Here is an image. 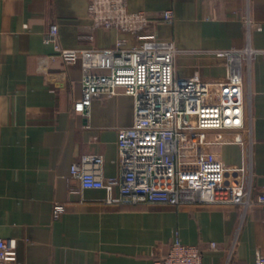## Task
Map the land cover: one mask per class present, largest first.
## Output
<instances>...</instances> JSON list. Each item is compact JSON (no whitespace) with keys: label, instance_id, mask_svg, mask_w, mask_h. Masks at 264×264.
I'll return each mask as SVG.
<instances>
[{"label":"crops","instance_id":"crops-1","mask_svg":"<svg viewBox=\"0 0 264 264\" xmlns=\"http://www.w3.org/2000/svg\"><path fill=\"white\" fill-rule=\"evenodd\" d=\"M87 2L0 0V237L14 243L6 264H152L176 235L202 250V264H254L264 255V205L243 215L230 203L109 204L105 190L69 179L70 164L86 153L103 156L104 177L117 176L118 130L134 119V98L121 88L94 98L84 115L80 61L66 64L44 42L56 24L60 48L112 46L119 34L90 31ZM166 9L172 24L161 19ZM127 10L172 40L178 77L221 82L226 58L215 52L264 49V0H127ZM242 91L246 127L201 131L179 165L219 161L255 196L264 191V56L242 59ZM54 203L66 206L57 219Z\"/></svg>","mask_w":264,"mask_h":264},{"label":"built area","instance_id":"built-area-1","mask_svg":"<svg viewBox=\"0 0 264 264\" xmlns=\"http://www.w3.org/2000/svg\"><path fill=\"white\" fill-rule=\"evenodd\" d=\"M87 14L90 31L105 28L119 34L112 46L60 48L56 24L45 34L44 42L53 43L66 64L80 61L84 115L94 98L112 96L121 88L134 98V119L131 126L118 130L117 176L104 177L103 156L86 153L70 164L69 179L81 189L105 190L109 204L230 203L240 206L243 215L264 205V191L253 196L250 188L242 190L235 181L237 171L219 161H202L195 169L179 165L184 145L197 142L201 131L243 128L249 123L251 116L243 103L242 59L251 62L264 56V49L250 46L239 52H215L226 58L221 82L197 73L178 77L172 40L160 38L144 13L128 11L127 0H88ZM161 19L172 24L173 10H164ZM114 189L118 196L113 195ZM65 207L54 203L52 218L57 219ZM13 245V240L0 237V264L11 260ZM210 248H216L214 242ZM152 264H202V250L184 244L176 235L164 253L154 256ZM254 264H264V255L257 254Z\"/></svg>","mask_w":264,"mask_h":264}]
</instances>
